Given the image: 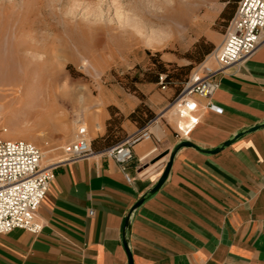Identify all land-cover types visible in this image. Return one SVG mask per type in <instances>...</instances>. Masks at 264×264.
<instances>
[{
  "label": "crops",
  "instance_id": "0c3cea01",
  "mask_svg": "<svg viewBox=\"0 0 264 264\" xmlns=\"http://www.w3.org/2000/svg\"><path fill=\"white\" fill-rule=\"evenodd\" d=\"M217 81L208 102L220 113L197 100L186 136L172 122L148 127L124 173L104 153L56 165L40 232L0 235V264H128L125 246L132 264H264V30ZM182 141L193 147L176 151L156 188Z\"/></svg>",
  "mask_w": 264,
  "mask_h": 264
},
{
  "label": "rangeland",
  "instance_id": "374dc122",
  "mask_svg": "<svg viewBox=\"0 0 264 264\" xmlns=\"http://www.w3.org/2000/svg\"><path fill=\"white\" fill-rule=\"evenodd\" d=\"M236 5L0 0V56L23 39L33 47L28 83L0 87V138L31 143L44 167L60 158L79 122L93 155L123 143L131 126L141 131L172 122L176 129L178 108L171 117L161 115L199 66H213L209 57L224 40Z\"/></svg>",
  "mask_w": 264,
  "mask_h": 264
},
{
  "label": "built area",
  "instance_id": "2783aa9c",
  "mask_svg": "<svg viewBox=\"0 0 264 264\" xmlns=\"http://www.w3.org/2000/svg\"><path fill=\"white\" fill-rule=\"evenodd\" d=\"M263 30L264 0H239L224 40L209 57L213 66H199L174 99L180 120L176 124L177 137L186 136L198 123V119L193 116L198 108L197 100H211L217 90L219 75L257 50ZM207 108L215 113L221 112L210 102ZM147 128L104 152L121 172H125L126 165L132 159L131 146L150 139ZM60 151V158L56 162L41 167L42 154L31 143L0 138V235L16 229L34 235L40 232L41 225L36 221L37 210L54 178L53 168L93 156L87 129L83 124L77 123L73 140ZM154 152L156 149L151 151ZM124 178L129 182L126 174Z\"/></svg>",
  "mask_w": 264,
  "mask_h": 264
},
{
  "label": "bare ground",
  "instance_id": "6f19581e",
  "mask_svg": "<svg viewBox=\"0 0 264 264\" xmlns=\"http://www.w3.org/2000/svg\"><path fill=\"white\" fill-rule=\"evenodd\" d=\"M31 52H33V47L23 39L15 45L9 56H0V87L13 88L28 83L29 76L32 73L29 59ZM174 110L175 107H172L167 112L174 114Z\"/></svg>",
  "mask_w": 264,
  "mask_h": 264
},
{
  "label": "water",
  "instance_id": "95a60500",
  "mask_svg": "<svg viewBox=\"0 0 264 264\" xmlns=\"http://www.w3.org/2000/svg\"><path fill=\"white\" fill-rule=\"evenodd\" d=\"M224 146H227V144H225ZM183 147H193V145L190 144L189 142L184 141V142H180V143L176 146V148L174 149L172 155L170 156L169 163H168V165H167V167H166V169H165V171H164V173H163L161 179L159 180V182H158L156 188L159 187V186L162 184V182L165 180L166 175H167V172H168L169 167H170V163H171V161H172V158H173L174 154L176 153L177 150H179L180 148H183ZM156 188H155V189H156ZM125 251H126V254H127V258H128V264H132L130 254H129V252H128L126 246H125Z\"/></svg>",
  "mask_w": 264,
  "mask_h": 264
},
{
  "label": "trees",
  "instance_id": "16d2710c",
  "mask_svg": "<svg viewBox=\"0 0 264 264\" xmlns=\"http://www.w3.org/2000/svg\"><path fill=\"white\" fill-rule=\"evenodd\" d=\"M227 1H229V0H223V2H227ZM233 1H234V2H237V3L239 2V0H233ZM198 47H200L199 44H197L194 48H195V49H198ZM208 52H209V51H205V52L203 53V55L208 54ZM179 92H180V91H179Z\"/></svg>",
  "mask_w": 264,
  "mask_h": 264
}]
</instances>
